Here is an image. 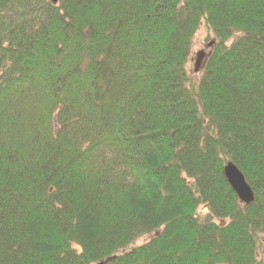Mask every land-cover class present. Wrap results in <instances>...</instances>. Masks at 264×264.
<instances>
[{
  "label": "trees",
  "instance_id": "trees-1",
  "mask_svg": "<svg viewBox=\"0 0 264 264\" xmlns=\"http://www.w3.org/2000/svg\"><path fill=\"white\" fill-rule=\"evenodd\" d=\"M263 240L264 0H0V264H261Z\"/></svg>",
  "mask_w": 264,
  "mask_h": 264
},
{
  "label": "water",
  "instance_id": "water-1",
  "mask_svg": "<svg viewBox=\"0 0 264 264\" xmlns=\"http://www.w3.org/2000/svg\"><path fill=\"white\" fill-rule=\"evenodd\" d=\"M51 1L54 4H57V0H51ZM213 45L214 43H210L208 47L211 48ZM206 57L207 56L204 51H200L199 53L196 54L195 70H194L196 74H198L202 70L205 64ZM224 176L229 186L238 197L241 204H243L244 206H249L255 202V194L252 187L247 182L244 174L238 169V167L235 164L229 162L225 166ZM112 259H109L100 264H109L112 261Z\"/></svg>",
  "mask_w": 264,
  "mask_h": 264
},
{
  "label": "rangeland",
  "instance_id": "rangeland-1",
  "mask_svg": "<svg viewBox=\"0 0 264 264\" xmlns=\"http://www.w3.org/2000/svg\"><path fill=\"white\" fill-rule=\"evenodd\" d=\"M208 29L206 27H201L200 30L198 31L195 40H194V46H193V51H192V58L190 61V72L191 73H195V59H196V54L199 53L200 51H204L207 54V57L209 56L211 49H209L208 45L210 43H215V38L213 37V35L209 36ZM201 73V72H200ZM199 74H196L195 76H198L195 78V76L193 77V79L196 81L199 78ZM202 211L204 212V209H202ZM154 236L152 235H148V236H144L140 239H138L135 244L133 246H139L142 245L144 243H146L147 241H149L150 239H152ZM264 243V240H263ZM260 263L264 264V244L262 246H260Z\"/></svg>",
  "mask_w": 264,
  "mask_h": 264
}]
</instances>
